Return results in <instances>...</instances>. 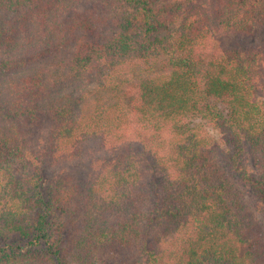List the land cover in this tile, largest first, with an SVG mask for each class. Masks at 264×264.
<instances>
[{"label": "trees", "instance_id": "obj_1", "mask_svg": "<svg viewBox=\"0 0 264 264\" xmlns=\"http://www.w3.org/2000/svg\"><path fill=\"white\" fill-rule=\"evenodd\" d=\"M257 29L264 0H0V264H264V41L215 45Z\"/></svg>", "mask_w": 264, "mask_h": 264}, {"label": "rangeland", "instance_id": "obj_2", "mask_svg": "<svg viewBox=\"0 0 264 264\" xmlns=\"http://www.w3.org/2000/svg\"><path fill=\"white\" fill-rule=\"evenodd\" d=\"M264 41V31L257 29L253 34L249 35L248 37L245 38V40H242V38L239 37H234V36H221L215 41V45L217 47H236V46H242L247 43H261ZM261 101L263 102V107H264V93L260 95ZM205 128L207 132H209L210 135H212L214 138L218 137V132L216 130H212L209 126L205 125ZM250 165L255 167L254 161H250ZM255 170V168H254ZM72 234V233H69ZM106 264H120L124 263L122 259L124 258L123 255L116 251V250H110L107 252H104L102 250H96L95 254L92 258L94 262H99L98 258H102ZM127 260H125V263ZM132 262V261H130ZM134 264V262L132 263Z\"/></svg>", "mask_w": 264, "mask_h": 264}]
</instances>
